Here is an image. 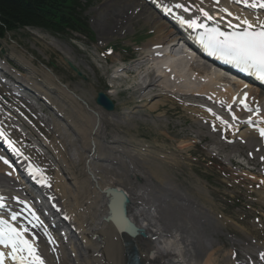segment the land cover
<instances>
[{
  "label": "bare ground",
  "instance_id": "6f19581e",
  "mask_svg": "<svg viewBox=\"0 0 264 264\" xmlns=\"http://www.w3.org/2000/svg\"><path fill=\"white\" fill-rule=\"evenodd\" d=\"M169 1H174L172 3L174 6L178 3L184 4L189 9L185 11L178 8L182 15L189 14L194 18L206 19L199 11L202 7L216 17V19L211 20L214 22L220 17H228L233 23H237L235 20L236 15L241 18L247 17L253 21H255L256 16L264 19V9L251 8L242 0H237L238 2L236 0H220L219 5L215 3V0ZM252 2L253 0H249V4ZM153 7L145 0H107L103 8L104 18H106L111 29L121 30L126 25H131L133 28L134 20L143 19L145 23L151 24L156 33L154 42L146 44L145 50L138 57L139 59L133 60L131 64L124 66L122 69L130 68L136 60L139 62L138 66L143 67L148 63L146 69H141L142 67L140 70L134 68L133 71L137 72L140 81L137 83L136 92L138 94L145 91L148 93L146 97L144 95L145 98H143V104L140 107H147L150 111H154L160 105L164 107L167 97L175 93H180L186 99L202 94L215 95L216 101L221 100L223 97L228 98L230 102L233 101L234 97L241 98L244 92L239 90L242 87V82L237 83L238 90L234 92L232 89L221 85V83L229 82L227 76L214 69L208 62L201 63L197 60L194 62L192 60L194 53L191 50L186 55L182 53L180 55L173 54V50L176 49L178 44L175 43L171 46L168 44L176 42L179 30ZM223 8H228L234 15L228 16L227 13L222 11ZM165 43L168 45L166 49H169V51L158 50L162 52V56L155 55L154 53L157 50L153 51V49L159 45H165ZM57 46L65 51L60 44ZM65 53L68 52L65 51ZM66 55L65 60H72L68 54ZM21 63L24 64L23 60ZM25 67L26 74L22 75V80L14 77L15 72L14 74H8V77L24 91H31L41 101H44L41 95H45L50 102L52 101L49 108L56 107V112L60 113V116H57L61 119V116L65 115L64 119H66L67 124L73 125L68 128L72 131L70 133L64 126L55 121L54 130L51 133L53 139L47 142V146L58 160L60 171H62L61 167L66 171L63 174L58 173L54 179V188L50 187L61 209L69 215L79 245L70 242L67 245L68 247H65L60 243L59 236L53 247L55 252L51 251L54 255L51 256V249L44 248V242L43 244H37V249L44 256V261L47 264L48 262L49 264H121L124 255V264H128L125 252L131 248L136 251L135 255L137 257L135 259L138 264H213L211 252L206 253V257H204V254L208 249L211 250L214 237L204 233L202 231L203 224L198 223L205 218L208 219L210 216L209 210L201 205L199 207V204L185 193L178 192L174 196L171 193L173 189L171 186H166L167 183L162 187L155 185L148 173L138 168L139 166L137 167V162L141 164L148 163L146 159L142 161V158H150L146 155L153 154L154 158L159 157L158 151L155 152L153 147H149L150 149L146 150L147 152H144L146 155H144L141 152L142 149L134 148L138 144L132 143L133 140L131 139L125 140L122 136L117 137L114 135L111 140H107L108 129H117L118 125L114 126V123L118 122L117 124H119V122H124L128 117L137 114L138 107L134 112L124 111L127 109L124 106L121 114H118L115 110L107 113L96 104H93V93L86 97L84 92H77L52 72L47 74L39 71V74H36L31 63L29 67L26 65ZM138 70L142 76L144 75L143 77L139 76ZM126 72L125 70L124 73ZM31 74L34 75L33 79ZM22 81L30 82V85L32 83L34 91H32V87L27 88L24 86ZM141 81L144 83H141ZM115 83L118 84L117 81H111L112 86L108 88V97L118 94V91L114 89L117 88ZM135 86L132 88L133 94L135 93ZM42 88L49 94L45 93ZM248 88H250V98L252 100L251 108H257L264 101V93L258 87L248 86ZM56 90L59 92L56 93L58 97L60 95L62 98L61 102L58 101L59 104L64 103L65 105L61 106L66 111L65 114L63 109L57 105L56 100L59 99L56 96H51L50 92L55 93ZM192 105L185 106L183 104L182 106L187 108L186 110L190 111L192 115L197 116V122L205 119L206 111L202 110V114H199L200 111L196 110L192 112L189 108ZM235 112L237 113V111ZM161 116L159 115V117ZM68 118L73 120V123ZM239 118L238 115L237 119ZM208 121V124L216 122L213 118ZM197 134L200 133L197 132ZM227 139H234L235 141L239 139L241 141V143L238 142L231 146L234 148L233 150L238 146L240 149L238 156H240L242 149L246 147L255 157H264V147L261 145V140L257 137L256 132L248 129L246 124L235 125L233 134L228 136ZM212 140L219 148L220 146L225 147L218 141L216 142L213 135ZM159 152L162 153L160 150ZM227 152L229 151H226V158L230 160L229 158H233V151ZM77 162L81 164L80 168H76L78 167ZM115 170L116 172H112ZM119 171L122 173H119ZM4 172L1 171L2 174ZM110 173L111 175L113 173L114 177L118 179L114 182L108 181ZM117 180H120L127 187ZM114 187L122 188L128 195L130 204L128 202L127 213L133 223L144 232H147L150 237L149 240L134 238L128 241L117 231L114 222H106L104 219L108 215V194L106 190ZM199 188L202 191L206 190L203 186ZM164 190L168 193H165ZM179 193L182 194L179 196ZM4 194L11 202L13 198H17L16 195L10 193ZM183 201H190L191 204H186ZM191 218L192 223H189ZM213 220L218 224V218L213 217ZM150 250L154 253H147ZM262 250L264 248H260V251ZM212 253H215V251ZM55 254H57V257H55ZM261 262L264 264V259Z\"/></svg>",
  "mask_w": 264,
  "mask_h": 264
},
{
  "label": "rangeland",
  "instance_id": "374dc122",
  "mask_svg": "<svg viewBox=\"0 0 264 264\" xmlns=\"http://www.w3.org/2000/svg\"><path fill=\"white\" fill-rule=\"evenodd\" d=\"M80 1L85 4L89 3L84 12V17L87 19L92 32L90 36L85 37L79 33L56 35L43 29L21 28L9 33L4 39H0V57L2 61L10 60L11 63H15L14 60L16 62L18 60L22 62L23 60L27 67L31 63L36 74H39V71L47 74L52 72L77 92H84L86 97L93 93V104H95V96L99 91L109 92L107 89L109 88L108 85L111 84L109 81L111 70L115 66H122V61L126 62L125 66L131 64L145 50L146 44L154 42L156 33L153 32L151 24L145 23L143 19L134 20L133 28L131 25H126L121 30L111 29L106 18H104L103 8L107 0ZM59 44L68 53L62 51L57 46ZM110 49L112 52H110ZM66 54L71 57L72 62L82 72L83 77L77 76L69 68L64 59V57H67ZM133 65L122 70L124 72L126 70L127 75L124 73L125 76L117 80L118 84L115 83L117 88L114 89L118 91V94H111V98L115 102V111L118 114L122 113L124 106L127 107L124 111L130 110L133 112L138 107V112L125 119L124 122L114 123V126L118 125V127L114 130L108 129L107 140H111L114 135L117 137L122 136L125 140L131 139L133 140L132 143L138 144L134 148L142 149L143 154L150 149L149 147H153L155 152L158 151L159 157L154 158L153 154H144L150 156V158H142V161L146 159L148 163L141 164L137 162V167L139 166L138 168L148 173L155 185L162 187L167 183L166 186H171L173 189L171 193L174 196L178 192L185 193L199 204V207L201 205L209 210L210 216L208 219L205 218L198 222L203 224L202 231L204 233L214 237V244L211 250L208 249L205 252L204 257H206V253L211 252L213 264H234L237 260L246 261L245 257L247 256L252 258L251 261L258 262L259 257L255 251L258 247L264 248L263 162L258 158L248 161L247 150L241 152L238 156L240 153L238 146L236 147L237 150L235 149L236 152H234L233 147L225 144L223 148L220 146L221 151L219 146L212 140L210 132L208 133L204 127L197 123L189 111L182 106L183 104L180 105V103L169 97H167L164 107L160 105L154 111H150L147 107H140L143 104V98L148 93L146 91L139 94L136 92L137 83L140 81L137 72L133 71L134 68L140 70L142 66H138V60L134 61ZM138 74L142 76L140 71ZM33 77L34 75H32V79ZM43 81L45 82L44 79ZM141 83L144 82L141 81ZM134 86L136 88H134L135 93L133 94L132 88ZM42 89L49 94L44 88ZM50 93L52 97L56 96L59 99L56 100L58 106H65L64 103L59 104L62 98H59L60 95L58 97L59 92L57 90L55 93ZM176 94V96L184 98L179 93ZM187 100L193 102L194 99ZM39 104L46 107L41 103ZM59 107L61 108V106ZM37 111L39 112V110ZM191 111L194 112L195 110L191 109ZM196 111L202 112L201 109H196ZM63 112L66 113L64 109ZM45 115L48 118L49 125H52L53 121L49 116L50 114L46 112ZM159 115L162 116L159 117ZM28 118L38 128L35 118L30 116ZM54 119L56 118L54 117ZM68 120L70 119L68 118ZM70 121L73 123V120ZM60 122L64 126L68 125V128L73 126L67 124L64 119ZM10 129L13 132L18 130V128L15 130L14 128ZM41 129L38 128L39 132H44V129ZM68 131L72 132L70 129ZM197 132L200 134H197ZM215 136V141L220 143L218 135L215 134ZM23 138L25 140L29 138L33 142V145L29 142V146L26 147H29L32 151L36 161L39 160L43 164L51 162V176L66 172L63 167H61L62 171L53 169L57 164L49 150L46 153L49 158H46L38 153L34 147H31L38 143L35 142V137L27 134ZM23 144L26 145L24 141ZM37 146L39 147V145ZM39 149L40 152L47 151L41 146ZM226 151H233V158L231 157L228 160ZM77 163L78 167L76 168H80L81 164ZM112 172H116V170ZM119 173L122 172L119 171ZM114 176L113 173L112 175L110 173L107 180L114 182L118 179ZM54 186L55 184H53V188ZM200 186H203L206 190L202 191L199 188ZM182 193H179V196ZM191 199L189 200L191 201ZM190 201L183 202L191 204ZM213 217L218 218V224L213 220ZM191 220L192 218L189 223H192ZM251 249L253 252L250 251L251 254H249L248 250ZM213 251L215 253H212ZM205 260L203 261L205 262ZM203 261L202 263H204ZM121 264H124V255Z\"/></svg>",
  "mask_w": 264,
  "mask_h": 264
},
{
  "label": "snow or ice",
  "instance_id": "6c2138e0",
  "mask_svg": "<svg viewBox=\"0 0 264 264\" xmlns=\"http://www.w3.org/2000/svg\"><path fill=\"white\" fill-rule=\"evenodd\" d=\"M242 2L248 4L251 8L264 9V0H253L251 4H249V0H242ZM215 3L219 5L220 0H215ZM175 7L182 8L185 11L189 10L184 4L178 3ZM199 11L209 21L216 19V17L202 7ZM222 11L227 13L230 17L234 15L228 8H223ZM179 19L189 28L203 29L200 33V43L210 50V54H219V57L226 63L233 64L241 71L264 82V19L256 16L255 21H253L247 17L241 18L239 15H236L235 20L237 23H233L231 20L227 22V26L231 31L222 30L219 25L209 27L207 23H201L198 19L185 20L183 17H179ZM247 87L248 86L245 85V89ZM247 98L248 92L244 91L243 98L234 97L233 102L235 103L239 100V103L245 109L252 111V108L247 103ZM228 108L229 111H231L232 106L228 105ZM209 111H211V109H209ZM255 111L259 113L260 109L257 107ZM232 115L233 119L237 118L234 112ZM220 119L226 127H231L228 121L223 120V118ZM213 128L215 129V125H213ZM260 135L264 136V128L260 129ZM0 136H5V134L0 132ZM5 139H7L6 136ZM8 143L12 146V141L9 140ZM13 151L18 152L19 150L13 147ZM0 159H3V157H0ZM5 163H8V161L5 160ZM30 167L34 173L42 175V170L31 165ZM40 182L47 183V178L45 177ZM21 203L26 204V202L23 201ZM27 209L30 215L39 221V217L35 216V212L31 209L30 205L27 206ZM20 216L21 213L13 211L11 212L10 219L0 217V246L11 249L7 254L0 250V264H4L6 255L10 257L12 261L16 262V264H45V261L40 256L33 242L35 234H33V239H29L27 235V233L30 232L27 225L32 224V220H27L26 224L17 226L16 222ZM260 255L261 259H264V253Z\"/></svg>",
  "mask_w": 264,
  "mask_h": 264
},
{
  "label": "trees",
  "instance_id": "16d2710c",
  "mask_svg": "<svg viewBox=\"0 0 264 264\" xmlns=\"http://www.w3.org/2000/svg\"><path fill=\"white\" fill-rule=\"evenodd\" d=\"M84 9L79 0H0V36L22 26L86 33Z\"/></svg>",
  "mask_w": 264,
  "mask_h": 264
},
{
  "label": "water",
  "instance_id": "95a60500",
  "mask_svg": "<svg viewBox=\"0 0 264 264\" xmlns=\"http://www.w3.org/2000/svg\"><path fill=\"white\" fill-rule=\"evenodd\" d=\"M72 68H74L72 65H71ZM97 103L102 105L105 109L107 110H112L113 109V103L112 101L102 92H99L98 93V97H97ZM107 193H109L112 197L111 199V202L109 204V208L112 210V202L114 199H117L118 197H121L124 199V201H128L127 198L125 197V194L122 193L121 191L119 190H115V189H108L107 190ZM122 213H123V210H122ZM108 219L111 220V217H109ZM126 225L129 227V229L131 230L132 233H143V231L139 228H137L136 226H134L132 223H130L128 220L124 219Z\"/></svg>",
  "mask_w": 264,
  "mask_h": 264
}]
</instances>
